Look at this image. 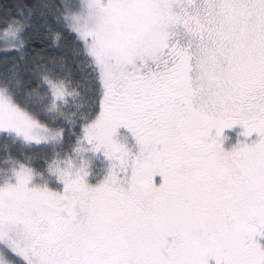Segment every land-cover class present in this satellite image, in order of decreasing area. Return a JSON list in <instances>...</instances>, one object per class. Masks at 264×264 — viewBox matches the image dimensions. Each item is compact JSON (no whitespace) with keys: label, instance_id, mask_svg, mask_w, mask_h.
I'll return each mask as SVG.
<instances>
[{"label":"snow or ice","instance_id":"1","mask_svg":"<svg viewBox=\"0 0 264 264\" xmlns=\"http://www.w3.org/2000/svg\"><path fill=\"white\" fill-rule=\"evenodd\" d=\"M0 54V264H264V0H35Z\"/></svg>","mask_w":264,"mask_h":264},{"label":"trees","instance_id":"2","mask_svg":"<svg viewBox=\"0 0 264 264\" xmlns=\"http://www.w3.org/2000/svg\"><path fill=\"white\" fill-rule=\"evenodd\" d=\"M35 2V0H0V23H2V17L4 13L10 12L15 14L16 9L20 4L31 5ZM35 47H44L48 52H54L55 48L45 44V45H34ZM4 56L0 54V69L3 67ZM10 58V57H9Z\"/></svg>","mask_w":264,"mask_h":264}]
</instances>
